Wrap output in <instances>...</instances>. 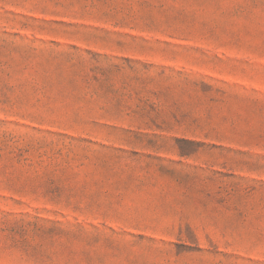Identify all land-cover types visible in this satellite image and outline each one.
Returning a JSON list of instances; mask_svg holds the SVG:
<instances>
[{
	"label": "rangeland",
	"instance_id": "rangeland-1",
	"mask_svg": "<svg viewBox=\"0 0 264 264\" xmlns=\"http://www.w3.org/2000/svg\"><path fill=\"white\" fill-rule=\"evenodd\" d=\"M0 264H264V0H0Z\"/></svg>",
	"mask_w": 264,
	"mask_h": 264
}]
</instances>
